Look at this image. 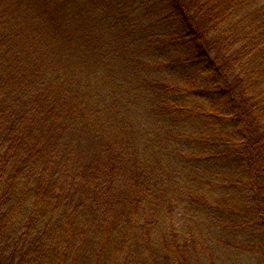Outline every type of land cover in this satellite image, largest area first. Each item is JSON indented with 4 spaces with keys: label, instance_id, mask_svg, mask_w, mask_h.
<instances>
[{
    "label": "trees",
    "instance_id": "obj_1",
    "mask_svg": "<svg viewBox=\"0 0 264 264\" xmlns=\"http://www.w3.org/2000/svg\"><path fill=\"white\" fill-rule=\"evenodd\" d=\"M151 1L31 3L49 28L43 33L35 23L30 34L38 40L50 35L66 47L75 40L86 48L103 29H118L133 57L149 67L145 84L137 81L160 111L152 122L194 120V135L173 134L177 147L164 150L162 165L158 158L138 174L103 175L69 148L66 131L80 113L77 83L67 93L35 63L30 67V56L15 44L27 25L17 16L24 0H0V252L11 244L8 264L29 256L54 264H133L130 247L142 254L138 234L164 236L168 227L165 243L178 253L176 264L194 262L185 254L187 239H194V264L264 259V0H162V13L147 10ZM124 98L119 105L127 113L144 111ZM127 142L134 143L130 133L116 137L115 146L129 148ZM118 149L119 158L122 152L139 158ZM204 165L212 170L195 168ZM175 179L177 194L170 197L166 189ZM177 225L187 228L175 233ZM140 263L155 259L146 255Z\"/></svg>",
    "mask_w": 264,
    "mask_h": 264
},
{
    "label": "rangeland",
    "instance_id": "obj_2",
    "mask_svg": "<svg viewBox=\"0 0 264 264\" xmlns=\"http://www.w3.org/2000/svg\"><path fill=\"white\" fill-rule=\"evenodd\" d=\"M6 1L12 4L16 3V0ZM151 2H154L152 6L147 5L148 7H142V10H145L147 7L150 13L152 10H158L159 13H162L165 3L162 0H153ZM10 3L6 5L10 7ZM24 3L21 10L17 12V16L24 27L26 23L27 25L25 30L22 31L23 33L15 40L16 50L25 51L30 56V67L32 68V65L35 63L37 68L52 80L55 87L62 88L67 93H70L71 91L67 90L66 86L70 87L71 84L77 83V88H79L77 93L81 96L79 104L80 113L77 116H72L66 134L72 138L69 148L74 158L78 157L79 153H81V156H85L84 159L88 160L92 172L99 171L103 175L110 174L111 172L113 174L117 172L121 174L127 173L128 175L138 174L141 171L140 169H145L146 166L144 165L150 166V163H153L155 159L159 158L156 163L162 165L163 156L161 155L165 149L168 148L171 151L175 146L177 147L176 137L186 134L194 135V120L189 121L187 124L182 123L178 119L174 122H160L158 123L159 125L152 122L153 119L156 120L161 117V115H158L160 111L158 112V109L152 106V100L147 97L149 95L148 88L144 89L138 83V81L144 83L142 75L149 70V67L140 63V56L133 57L135 51L132 50V46L128 44L127 40L122 39V36L118 33V29H103L100 33L102 38H96L95 36L89 39L91 43L86 47L87 49L83 47L79 48V42L76 43L75 40L69 44L70 47H66L64 46L65 42L60 43L53 40L50 35L49 37L48 35L46 36L47 40H38L30 34V29L34 27L35 23L39 22L41 32L45 33V29H49L46 20L43 16L39 15L36 8L37 5L31 4L32 0H24ZM108 40H110L109 42L112 44V47L109 45ZM115 43L118 46H115ZM19 45L21 47L18 48ZM46 45L47 47H45ZM95 51L98 52V57H95ZM188 74L189 76L191 75V73ZM175 80L179 81V78ZM180 82L179 84L183 85ZM138 87L143 88V92H140ZM123 92H125L124 95ZM122 96L125 97L123 100H127V103L134 110L140 109L144 111L140 114L127 113V106L124 104L123 106L119 105ZM144 97L146 98L143 99ZM190 98L194 100V96ZM114 100L118 103L115 109ZM185 103L192 104L194 102ZM101 123H105L106 127L104 128H106V132L101 128ZM157 126L159 127V131L156 130ZM129 133L134 137V143L127 142L130 146L129 148L126 147V143L115 146L116 137L121 136L122 138H126ZM173 134L177 136L174 137ZM169 135L172 136L170 141L168 139ZM136 136L137 138H135ZM74 138H78L81 142L75 141ZM173 139L174 143L172 145ZM118 148L127 150L125 152L134 150L139 153V158L137 160L131 159L129 156L128 158L124 152H122L123 158H119L120 152ZM127 154L130 155L132 153ZM208 166L204 165L195 168L206 174L209 170H212ZM192 169H194V166ZM223 173L222 169L218 172V176L214 177H218L219 179ZM184 175L180 174L178 176L180 180L183 181ZM210 176L206 177V179L210 178ZM177 180H174V188L166 189L168 192L166 194L170 195V197L177 194ZM141 183L144 184L145 180H142ZM146 185H148L147 182ZM236 197L238 199V195ZM221 215L228 217V214L225 212ZM190 216H192V212ZM195 222L194 219V226ZM185 228L187 226L177 225L178 230L174 229V232L184 231ZM145 233L148 234V230ZM145 233L138 234L139 242L137 243H139V253H142L141 255L136 254L134 246L130 247L133 251L131 258H135L133 264L143 263L146 260V255L150 261L151 258H154L155 264H176L175 257L178 253H171L166 247L167 242L170 241V227L165 229L164 236H160L156 232V234L151 235L150 239H148V235L145 236ZM194 233L197 236L204 235L205 229L194 228ZM165 240H167L166 243ZM187 240L186 244L188 247L185 250V254L194 258V262L191 263L194 264L197 261L194 253V239ZM11 250V244H7L0 252V262L2 264H8L6 257ZM198 252L204 253L200 251V248ZM215 259L218 264H232L233 262L219 258ZM40 260L42 261H35L33 256H29L21 264H54V261L50 258ZM242 260L245 261L243 258ZM253 262L255 264H264V259L259 260V262ZM12 264H16V259L15 261L13 260Z\"/></svg>",
    "mask_w": 264,
    "mask_h": 264
}]
</instances>
